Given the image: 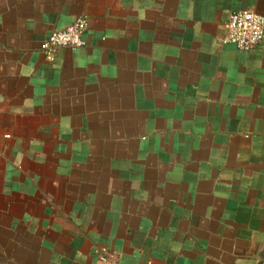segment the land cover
I'll list each match as a JSON object with an SVG mask.
<instances>
[{
  "label": "crops",
  "instance_id": "1",
  "mask_svg": "<svg viewBox=\"0 0 264 264\" xmlns=\"http://www.w3.org/2000/svg\"><path fill=\"white\" fill-rule=\"evenodd\" d=\"M264 0H0V264H252L264 240ZM84 14L86 44L42 41ZM9 134V136H7Z\"/></svg>",
  "mask_w": 264,
  "mask_h": 264
},
{
  "label": "built area",
  "instance_id": "2",
  "mask_svg": "<svg viewBox=\"0 0 264 264\" xmlns=\"http://www.w3.org/2000/svg\"><path fill=\"white\" fill-rule=\"evenodd\" d=\"M88 26V17L78 15L66 27L52 31L41 44L48 59H53L56 51L63 46L76 48L84 46V31ZM225 42H231L242 50H250L259 45L264 38V14L250 8L231 11L226 23ZM9 136V134H7ZM100 264H120L116 254L107 246L96 249Z\"/></svg>",
  "mask_w": 264,
  "mask_h": 264
},
{
  "label": "water",
  "instance_id": "3",
  "mask_svg": "<svg viewBox=\"0 0 264 264\" xmlns=\"http://www.w3.org/2000/svg\"><path fill=\"white\" fill-rule=\"evenodd\" d=\"M252 264H264V240L260 244Z\"/></svg>",
  "mask_w": 264,
  "mask_h": 264
}]
</instances>
